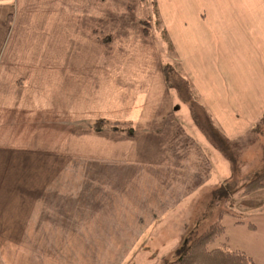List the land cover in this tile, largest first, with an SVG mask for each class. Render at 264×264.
I'll return each instance as SVG.
<instances>
[{
	"label": "crops",
	"instance_id": "crops-1",
	"mask_svg": "<svg viewBox=\"0 0 264 264\" xmlns=\"http://www.w3.org/2000/svg\"><path fill=\"white\" fill-rule=\"evenodd\" d=\"M142 1H0V264L164 260L182 245L176 221L233 179L166 68L244 138L264 119V1L154 0L164 45ZM134 34L151 36V60ZM221 223L212 247L264 264V204Z\"/></svg>",
	"mask_w": 264,
	"mask_h": 264
},
{
	"label": "rangeland",
	"instance_id": "rangeland-1",
	"mask_svg": "<svg viewBox=\"0 0 264 264\" xmlns=\"http://www.w3.org/2000/svg\"><path fill=\"white\" fill-rule=\"evenodd\" d=\"M252 1H264V0H252ZM143 2V10H144V19L149 21V30L150 34L155 36L156 40L161 38V42L164 45V42L168 39L163 34L162 28V21L159 19V7L158 2L154 0H144ZM139 3V4H138ZM130 11H139L141 9L140 2L132 3L128 5ZM127 6V7H128ZM162 9V8H161ZM162 14V12H161ZM143 21V20H142ZM142 23V22H141ZM143 24V23H142ZM147 27V26H146ZM136 36L137 43L135 44V48L142 49L141 55L145 58L147 55L151 60V50L150 48L153 47L152 38L148 36L147 38H142L140 35L134 34ZM119 39V38H118ZM162 45V47H163ZM168 45H170L168 43ZM128 49L133 50V46H128ZM164 53L166 57L164 59L168 60V56L171 55L170 51L167 48H164ZM172 50V49H171ZM168 55V56H167ZM125 59L129 58V55L125 53ZM170 61V60H169ZM170 63V62H169ZM172 64V63H171ZM174 70H172L171 77L176 78L174 75ZM177 71V70H176ZM178 100V98H177ZM177 104L180 106V102L178 100ZM187 106V105H186ZM260 124H258L257 130L251 131L250 133L246 134L243 138V142H241L246 146L244 152L241 156V166L238 170H232L231 177L232 180L221 182L216 188V190H210V188L205 189L204 196L202 198V208L199 212H194L193 214L189 215L184 219L183 222L176 221V227H183V231H180V242L185 243L186 239L193 233L195 230H198L199 233L204 232L207 230L216 220L220 217V213L229 212L233 216H244L245 213L253 212L256 209H259L264 202L261 203L259 200L258 193H251V194H242L243 193V185L247 182L254 179L260 173L264 171V119ZM111 123V122H110ZM107 128H112L113 124H104ZM129 128L128 125H120L118 129L126 130ZM97 148L95 146H92ZM222 162H225L222 157H220ZM218 178V177H217ZM220 179V177H219ZM221 180V179H220ZM226 185L228 186V191L221 190L222 187L224 188ZM201 206V205H198ZM255 208V209H254ZM225 214V213H224ZM180 216V215H179ZM181 222V223H180ZM177 233V232H176ZM187 235V237H185ZM178 240V241H179ZM180 245L179 248L182 246ZM178 248V249H179ZM212 249V247H210ZM177 249V250H178ZM176 251L167 255L164 260L161 261H131V262H108V263H92V264H172L177 256L175 255ZM91 264V263H89ZM195 264V263H191Z\"/></svg>",
	"mask_w": 264,
	"mask_h": 264
},
{
	"label": "trees",
	"instance_id": "trees-1",
	"mask_svg": "<svg viewBox=\"0 0 264 264\" xmlns=\"http://www.w3.org/2000/svg\"><path fill=\"white\" fill-rule=\"evenodd\" d=\"M2 1V0H0ZM144 33L149 34V21H142ZM147 26V27H146ZM173 68L167 66V80L169 85L177 94V98L187 105L191 116L197 128L200 130L208 144L218 151L224 159L230 164L232 170H238L241 166V156L244 152L245 145L242 143L243 138L233 139L228 137L213 121L206 107L198 101L192 91L189 81L178 71L174 70L176 78L171 77ZM113 124L115 128L125 123H110L107 121H98L96 128L100 129L102 124ZM104 126V125H103ZM258 124L254 127L257 130ZM126 133L133 135L130 128H126ZM242 140V142H241ZM226 185L221 190L228 191ZM264 190V171L251 181L243 185L242 194L259 193ZM226 213V212H224ZM224 213L207 230L199 233L195 230L186 239L185 243L176 251L177 258L172 264H256L248 255L239 251H231L226 247H212L213 244L223 235L224 228L221 218ZM212 247V249L210 248Z\"/></svg>",
	"mask_w": 264,
	"mask_h": 264
}]
</instances>
